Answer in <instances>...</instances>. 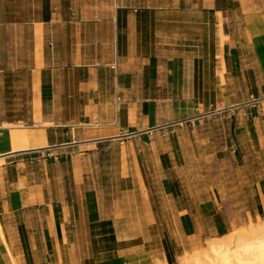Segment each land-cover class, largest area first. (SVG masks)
Masks as SVG:
<instances>
[{
    "label": "crops",
    "instance_id": "1",
    "mask_svg": "<svg viewBox=\"0 0 264 264\" xmlns=\"http://www.w3.org/2000/svg\"><path fill=\"white\" fill-rule=\"evenodd\" d=\"M66 1V8L53 9L43 24L53 29V44L48 51L42 48V67L37 75L41 122L36 124V131L43 132L45 144L6 155L4 160L20 159L28 165L66 163L71 166L73 180L78 185L79 178L84 177L79 163L88 160L79 157L78 151L91 153L101 146L112 147L123 142L133 150V174L123 179H132L139 194L136 189L122 193L132 197L130 203L138 204L140 200L150 201L147 181L159 182V189L166 197H177L175 183L190 182L192 172H199L194 170L196 157L204 158L212 161L211 166H231L238 180L257 185V204L250 217L252 221L263 219L264 113L258 109L259 104L232 112L228 108L233 106L234 91L241 79H251L245 70L253 54L264 72V22L250 26L244 19L247 26L239 35L236 29L228 28L230 14L225 11L223 0H172L171 5L166 0L167 12H161L164 7L157 10L160 4L157 0ZM220 14L225 18L223 26ZM221 35L226 40L223 45ZM85 45L104 46L107 54H115V59L104 66L83 65L81 49ZM220 104L225 106L219 111ZM239 110L247 115H241L242 122L236 130L223 124L219 134L223 132L227 142L224 145L221 141L218 147L209 140L212 133L207 132L204 123L218 116L230 118ZM191 124H196L195 130ZM98 130H106L110 135L105 139L93 137V132ZM0 131V139L11 134L10 129ZM233 134L237 138L240 134L241 141L234 140ZM2 148L5 150L0 155L9 151L0 145ZM200 150H213L217 155L207 152L197 155ZM226 175L212 180L225 183ZM94 192L98 199L104 196L100 191H85L86 213L91 223L96 222L95 214L90 213L95 204H89L88 198L93 199ZM62 193L59 191L55 196L60 200H49V191L29 184L26 191H20L18 201L6 202L7 209L4 206V212L0 213V222L9 246L22 242L20 231H32L43 220L41 234H35L39 241L30 237L31 244L34 241L32 249L40 245V249L51 248L52 252V246H76L80 230L75 222L78 205L76 209L67 204V195L62 197ZM186 203L176 220L182 239L179 248L193 251L205 240L231 232L230 214L221 198ZM138 225L126 229L120 219L114 221L113 234L116 244L124 245L123 255L129 250L127 247L139 249L137 252L146 250L140 239L148 231ZM33 233L28 232L29 236ZM5 254L7 249L0 241V257ZM120 259L121 256H115L110 260ZM84 264L97 263L85 259Z\"/></svg>",
    "mask_w": 264,
    "mask_h": 264
},
{
    "label": "rangeland",
    "instance_id": "2",
    "mask_svg": "<svg viewBox=\"0 0 264 264\" xmlns=\"http://www.w3.org/2000/svg\"><path fill=\"white\" fill-rule=\"evenodd\" d=\"M52 1L0 0V130L4 124L28 129L36 126L34 78L42 67V65L39 67L40 61H42V48L48 51L51 48L50 45L53 44V29H48L43 24L48 21L53 9L55 10L58 6L64 8L67 4L66 0H58L57 3L55 0ZM157 1L160 3L157 10L160 11L164 7L161 12H167L169 7L164 5L166 0ZM171 1L169 5H171ZM223 1L226 3L225 11L230 14L227 20L228 28L236 29L239 35L243 33L246 24L251 26L252 23L264 22V0ZM219 17L221 26H223L225 18H223V14H220ZM250 59L251 62L247 63L245 71L251 79H241V84L234 91L233 106L228 108L230 112L246 107L251 109L254 105L259 104L260 108L258 109L264 113V72L257 64L254 54ZM240 104H244V106L238 107ZM228 105L231 104L228 103ZM224 106V104L219 105V108ZM243 113L240 114L239 110L227 119H220L218 116V119L207 120L204 125L208 127L207 132L212 133L209 135V140L216 142L218 147H221V141L225 145L227 138L223 132L220 136V129L223 128V124H229V129L236 130L242 122L241 115ZM191 125V129L195 130L196 124ZM183 126L186 128V124L183 123ZM237 136L238 138L234 134L232 135L234 140L241 141V135L237 134ZM122 143H115L112 147L101 146L91 153L84 150L78 151L79 157L88 159L79 163L78 168L84 177L79 178L78 185H75L73 180L71 166L66 163L55 166V161L48 165L44 163L28 165L20 159L3 161V165L0 166V213L4 212V206L7 209L6 202L19 200L20 191H26L29 184L33 187H44L51 193L49 200H60L58 196L57 198L55 196L59 191H63L62 197L66 193L67 204L74 208L78 205L79 209V214L75 215V222L80 229L77 241H75L77 243L74 242L76 246L61 248L52 246V252L51 248L50 250L48 248L40 249V245L37 249H32L34 241H39V236H35V234H41L43 225H45L43 220L40 221V228L37 227L32 231L28 229V231L24 229L20 231L22 242L19 241L18 244L10 246L16 259H20L19 261L23 264H84L85 259H92L97 264H158L159 262L179 264V258L182 255L190 256L191 254L193 256L192 252L195 250L179 248L182 239L176 225L178 211L185 210L186 202L196 201V199L205 201L211 197L215 198V196L226 202L225 208L230 214L231 232L247 229L250 226L252 221L250 212L257 204V185L253 182L238 180V176L235 175L236 171L234 172L231 166L223 165L221 168L211 166L212 161H205L204 158L199 157L200 160L196 157L194 165V170L199 172H192L194 175L191 174L190 182H185L184 185L175 183L178 188L177 197H166L159 189V182L147 181V188L151 192L150 201L145 203L140 200L138 204L130 203L132 197L128 198V195L122 192L126 189H136L139 194V191L132 179H123L129 173L133 174L131 165L133 150L131 151ZM2 150L5 149H0V151ZM206 152L207 150H200L197 155L203 156ZM207 154L217 155L213 150ZM198 160L201 164L198 163ZM235 166H238V163ZM223 174H227V182L221 183L212 180L213 177L215 179ZM249 176L252 178V175ZM15 180H17L16 183ZM89 189L100 191L105 196L101 195L98 199L94 192L93 199L88 198L89 204L91 202L95 204V207L90 210L91 214H95V223L89 221L86 213L87 205L84 196L85 191ZM43 218L45 217L42 215ZM101 218L104 220L101 221ZM111 218H115V220H108ZM67 219H70V215ZM117 219H120L122 226L126 229H133L140 224L148 231L147 236L140 239L142 243L146 244L145 251L137 252L139 249L127 247L129 250H126L123 255L124 245L116 244V236L113 234L112 226L114 221L117 223ZM28 232L34 233L29 236ZM30 237H33L34 240L32 244ZM210 240L213 239L205 240L196 250L206 248ZM115 250L121 251L120 253L113 252ZM115 256H121V259L111 261L110 259ZM0 264H11L8 254H5L3 258L0 257Z\"/></svg>",
    "mask_w": 264,
    "mask_h": 264
},
{
    "label": "bare ground",
    "instance_id": "3",
    "mask_svg": "<svg viewBox=\"0 0 264 264\" xmlns=\"http://www.w3.org/2000/svg\"><path fill=\"white\" fill-rule=\"evenodd\" d=\"M225 42V37L221 35L220 44L223 45ZM114 59L115 54L112 52L111 54H107V48L101 45H85L81 49V63L86 66H104L111 61L113 62ZM41 62L39 67L42 65ZM38 82L36 74L34 78V114L36 124L41 122V102L38 98ZM222 108L220 107L219 111ZM35 127L28 129L25 127H11L9 124H4L3 129H11V134L0 139V145L7 147V150H9L7 153L0 155V166L3 165L4 156L6 155L17 154L30 148H39L45 144L43 132L36 131L38 126ZM86 128H89V126ZM93 133V137L101 136L99 139H105L110 135L106 130H98ZM139 183L143 187L141 179ZM258 220V222L251 221L247 229L235 230L225 236L210 240L206 248L193 251V256L191 254L190 256L188 254L182 255L179 258V264H264V218ZM29 225H33L31 214L29 216ZM0 241L7 249L11 264H23V262L19 261L20 259H16L13 256L1 222ZM158 264L168 263L159 262Z\"/></svg>",
    "mask_w": 264,
    "mask_h": 264
},
{
    "label": "built area",
    "instance_id": "4",
    "mask_svg": "<svg viewBox=\"0 0 264 264\" xmlns=\"http://www.w3.org/2000/svg\"><path fill=\"white\" fill-rule=\"evenodd\" d=\"M246 115H247V114H246V113H244V114H243V117H245Z\"/></svg>",
    "mask_w": 264,
    "mask_h": 264
},
{
    "label": "trees",
    "instance_id": "5",
    "mask_svg": "<svg viewBox=\"0 0 264 264\" xmlns=\"http://www.w3.org/2000/svg\"><path fill=\"white\" fill-rule=\"evenodd\" d=\"M49 248H50V244H49Z\"/></svg>",
    "mask_w": 264,
    "mask_h": 264
}]
</instances>
